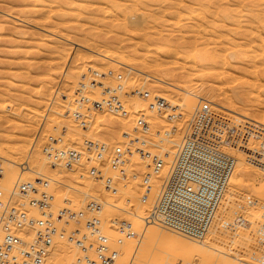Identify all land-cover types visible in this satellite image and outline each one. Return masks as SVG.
Here are the masks:
<instances>
[{
  "label": "rangeland",
  "instance_id": "374dc122",
  "mask_svg": "<svg viewBox=\"0 0 264 264\" xmlns=\"http://www.w3.org/2000/svg\"><path fill=\"white\" fill-rule=\"evenodd\" d=\"M4 1L6 2L5 4H3ZM46 1L47 5L41 8L42 6L39 2L30 3L29 0H0V102H2V105L4 103V105H6L7 107L3 110V113L0 112V116L2 117L0 119V146L4 148V150H6L5 148H7L8 151V148L12 143L13 144L11 145V147L14 146L15 143V145L18 146L17 144H19L21 141L22 144L25 143L23 145H25V150L27 149L28 151L26 150L27 152L23 154L24 156L18 160V162H22L19 165L21 167L26 165V163H24L23 161H26V159H30L31 153L32 158H35L34 160H40V155L43 156V152L41 150L45 145L48 144L49 136L55 137L63 134L64 143L74 146H81L85 139L97 138L104 141L109 147H111L124 140L122 136L133 129V124L141 111L147 114L151 129L150 133L146 134L145 137L149 138L153 142H156V134L161 130L170 127L171 125H177L179 131L182 130L186 125L187 120L189 119L190 113L197 105L198 100L200 98H204L211 102L212 113L215 121H218L217 123L223 125H219L221 129L224 128V125L226 124L234 125L236 127L234 148H231L229 152L233 154L236 159L238 157L247 158L248 174L245 176L246 184L243 187L244 189L240 187L239 190H237V194H235V192L232 190V186H234V183L237 179H232L231 177L229 178L228 185L223 191L227 193L225 195V201L224 203H219V205L217 206L213 220L206 233H204L206 237H203L204 235L202 236L203 240L206 238V240L204 241L205 247L203 245L204 248H202V244L199 246L200 243L197 244L194 240H192V237H190V239L188 237L189 242L190 240H192L194 241L195 245L193 246V243L190 242V244L187 245L186 248L183 245V248H181L180 245H175L172 239L173 237L185 234L164 228L162 230L163 232L160 235H154L148 240L144 239L141 241L142 243L140 249L137 253H135V258L138 259H134L132 264H172L171 261L173 255L171 253L176 252V247L177 250L181 249L182 251L180 250V252L178 250L180 255H178V253L176 254V263L173 262V264H211L213 261L214 262L212 264H264V166L262 164L256 163V161H259V158H256V156L259 155L256 147V134L263 135L264 133V129L257 125L261 122L260 125L264 127V125L262 124V120L264 118V50L262 51V49H264V34L262 35V33H264V0H182L183 2H181V0H107V2L106 0H74V2L73 0ZM50 1L53 2H51V5L49 4ZM232 2H234L233 6ZM93 3L97 5H93ZM19 4L20 6L18 7ZM128 4L129 7H127ZM213 4H215L216 6H213ZM35 6H37L38 8L36 9ZM55 7V11L52 12V10H54L53 8ZM62 7L65 9V11L64 9H62ZM49 8L55 20H53V18L52 20L51 18H47V20L46 17L45 19L38 17V15L43 12H48L50 14ZM109 8H111V12ZM74 9L76 12L74 11ZM213 9L215 11H213ZM94 10L96 11L95 15ZM100 10H103V13L102 11L100 12ZM57 11L61 13L62 16H59V14H55V12ZM81 11L83 12V16L81 15ZM206 11L208 12V14L206 13ZM78 12H80V14H78ZM186 12L189 13L186 14ZM75 13L76 16H74ZM124 14L126 17L124 16ZM16 15L19 16L17 17ZM102 17H104L105 19ZM123 17H125V23L123 22ZM129 17L130 20L128 19ZM114 18H116V21L114 20ZM194 19L195 21L193 22ZM60 21L65 23V25ZM200 21L202 22L201 24ZM86 22L87 24H85ZM188 22L189 24H191V26H189ZM52 24L54 25L52 26ZM104 24L107 26H104ZM224 24H226L227 26H224ZM184 25H187L189 27L187 28ZM201 27H203V30H201ZM236 27L237 29H235ZM240 27L246 29V33L245 31H242V28ZM248 27L249 31H252L251 34L248 31ZM43 28L45 29L43 30ZM258 28H260V30H258ZM46 29L50 31H47ZM19 32L21 34H18ZM105 32L106 34H104ZM88 33H91L90 36L92 37H90ZM10 35L11 37H9ZM256 35L258 36V38L256 37ZM22 37L25 39H23ZM217 37H219V39H216ZM89 38H92L91 41H89ZM166 39L171 48V51L169 49V51L166 53L158 52V46L166 43ZM242 39L244 40V43ZM144 40L146 42H144ZM220 40L221 42L225 43L224 47H222L223 44H219ZM231 40H237V42H233ZM258 40L261 44L258 42ZM254 43L257 48H255V45L253 46ZM100 44L101 46L99 49ZM110 45H114L113 50L118 52H116V54L118 55V59L115 58L114 51L108 49ZM138 45H140V47ZM144 45L145 47L143 48ZM234 45L235 49H232V47L234 48ZM257 45H260V47H258ZM149 48L151 50H149ZM252 48L255 52H253ZM109 51L112 52L111 56L113 59L119 60V57L120 59L125 58L126 63L106 61V63L101 64L102 61H105V59L101 58L107 52L109 53ZM218 51H221L219 52L220 54L218 53ZM146 52H148V54ZM150 52L152 56L149 55ZM176 52H179L180 54ZM231 52L234 54V56L232 54V56L230 57ZM96 53H98V55ZM88 57L92 60L90 67H88V69L86 70H81L78 64L80 63L79 65H81V63ZM221 57H224V60H222ZM129 58H131V60H129ZM132 58H137V61L132 60ZM257 58H259V61ZM148 60L149 62H147ZM251 60L252 62H250ZM76 62L78 63L77 65ZM132 63H134L133 65L137 67V70L135 72H128L129 65H131ZM94 64L96 65V69ZM150 64L152 66H150ZM55 66L57 68L59 67V69H57ZM154 66L156 67L154 68ZM252 66L253 69L255 66L254 71L256 70V74L254 73ZM246 68H249V70H246ZM93 69L99 72L101 71L102 73H106L105 78H98L100 81L102 80L101 82H104L105 85H115L117 83H121V85H123V88L127 89V91L122 90L120 95V99L123 102V108L120 110V112L127 111V113L125 115H122L120 112L116 114L117 112L111 111L109 109L103 111L90 110L91 112H87V114L89 115V121L87 122L88 125H86L87 127H82L78 125L77 122L71 117L70 111L73 109V106L75 107V100H73L75 99V95L83 89L77 83H71V85L73 84V89L70 88L71 85L69 84L70 82L68 83V81L66 80L65 72L67 70H71L73 71L74 75L80 74L81 77L82 75H87V81H89V78L92 77L90 70ZM116 71L117 75H115ZM261 71L262 74H260ZM108 72H110V74H108ZM221 72H223V75L221 74ZM230 73H232V76L235 74V77L229 76L231 75ZM150 74H152L153 77L151 75L150 78ZM159 75L164 78V81L166 80L165 82H168L170 84L164 83L162 85L160 81L155 79V77L158 78ZM241 75L243 76V78L241 77ZM256 75L258 76L260 83L259 81H255L258 79ZM246 77H248V82ZM159 78L162 79L161 77ZM183 78H186L188 81V90L195 92L196 94H191L188 90L185 91L180 89L182 87L180 86L181 83H184L182 82ZM231 78L233 79L232 81ZM229 79L231 82L229 81ZM249 79H251V81ZM75 80L79 81V79ZM169 80L174 82H169ZM253 83L254 85L252 86ZM182 85L185 86L184 84ZM90 86L91 88H87L89 92L88 95L92 93L89 97L91 98L90 100L94 101V98L96 100V96L100 98L102 89L100 87L98 88V86H94L95 88L92 89L91 84ZM64 87H67L70 90V93H73L70 94V96L72 95L71 97L69 96L67 97V99L64 98L65 100L60 99L61 97L59 98L58 96H56V89ZM136 89L140 92L148 91L150 97H143L141 93L139 94V92H135ZM84 90L86 89L84 88ZM93 90L95 93L92 92ZM88 92H84V94L87 95ZM256 92L259 93L260 96ZM155 94H158L159 97H161L160 95H162V98L165 99V101L168 103V106H179V113L181 114V116L175 122L168 124V121L165 119L163 113H158L154 109H151L149 107L147 103L150 101V99H152L151 96L153 97ZM184 94L186 95V97H188H185V99L190 101V103L189 101L187 102L189 105L183 99V96H185ZM81 96L85 97L83 94ZM135 99L137 101H134ZM230 99L233 103L235 101L236 104L234 103V105L232 104V102H229ZM50 101H55V103H53L54 110L48 109L50 103H52ZM183 101H185V103ZM185 104L188 105V107H186ZM183 106L188 108V111ZM33 108L34 110L37 108V116L33 115L31 113L32 111H29L33 110ZM23 109L25 110V112ZM46 116L47 118H45ZM94 116L96 117L95 120L94 118H91ZM109 116L111 117L110 120H114L109 122ZM117 116L119 118H117ZM90 119H93L92 121L94 122L90 121ZM180 120L182 122H180ZM221 120L225 121L222 122ZM123 122L125 124H123ZM27 123L30 124V127L29 125L27 127ZM79 128L80 131L84 130V132H81V134L77 133V130H79ZM39 129L42 132L41 134L40 131H37ZM68 130L70 131L69 134L67 132ZM71 131H73V133ZM260 132L261 134H259ZM45 133L48 134V136ZM45 135L47 136V138L45 137ZM178 135L179 133L178 131H176V134L174 135L175 137L173 139L174 141L176 140ZM42 137H45L46 139H43ZM23 138L26 140V142ZM251 141L254 144L253 146H251ZM168 144L169 148H171L172 145L170 144L172 143L168 142ZM164 146L166 147V143L164 144ZM37 150L38 153H36ZM149 150L152 154H154V156H156L155 153L159 154L161 152H164V150H160L158 146L152 143L149 145ZM152 154L149 156L150 158L147 157L149 166L153 160V158L151 157L153 156ZM139 158L140 156L138 154L130 153L127 157L126 165L124 168L126 172L122 175L116 173L115 171L106 169V174H108V172L109 174H111L110 176L112 177L114 186L117 188L116 193H111L108 190V192L104 191V187V189H102L103 191L95 190V193V191H93V187L91 190L87 189L91 187L90 183L88 185L86 184V189L89 191L85 189L87 192L81 191L78 193L72 191L65 185L68 181L65 182L61 178H56L59 183H53V186L51 187V191L53 192L54 196L51 210L53 211V213H56L63 207H71L75 210L83 208L88 199L84 194L91 192L90 194L96 195V197H100L101 194L105 196H107V194H114L112 198L114 201H116L117 205L119 204L125 206V208H130L131 210L135 211L136 209H133L131 207L136 204V199L132 200L130 203H127V201L124 200L122 193L125 191H130L131 193H134L136 195H141L140 180L144 173L139 172L136 169L138 167L136 166V162H138L137 160ZM240 159L241 160H239V162L242 165L245 160H243L242 158ZM29 161L30 163L32 162L31 160ZM5 162L6 161H3V164H5ZM85 162L86 161H82L80 165H76L73 168H70V171L69 169H67L70 172L69 174H71V172H73L72 174L78 173L80 179L78 178L79 181L77 180V183H83V181H81L82 179L85 183H92V178L90 179V177L86 175L87 163ZM34 163L36 164H33V167L35 170H37L39 168L40 162L35 161ZM46 165L47 169H42V171L47 174L50 170L48 160L46 161ZM19 166H16L17 168L15 167L16 169L13 173L16 177L20 174ZM54 167L56 166H51V168ZM61 169L65 170L63 168ZM234 172H237L236 167H234L233 173ZM133 174L135 176H133ZM31 176L34 177V180L36 179L35 174L30 175L29 179H32ZM26 177H29V174H26ZM7 178L8 176H6V178H3L4 180L1 179L0 185L8 184L7 182L9 179ZM94 180L93 182H98V179L94 178ZM103 185L104 184H102V186ZM254 193L258 194L255 195ZM258 197L260 198L258 199ZM246 199H249V203L246 201ZM82 201L85 204H83ZM119 201L120 203H118ZM128 204H130L131 207H127ZM149 212L150 209L147 214ZM98 216L101 219L103 232L108 235H112V233H114L112 225L110 224L111 219L114 217H117L120 220L122 219L129 221L133 226V219H131L132 215L130 216L120 209L103 208L101 206ZM70 224L71 226L69 227ZM65 227H67L68 230H66ZM154 227L157 226L154 225ZM60 228L62 229V231L66 230L67 232L75 229H80L81 231H83L84 220L80 219L77 221H68L67 225H62ZM139 231L142 232L141 230ZM185 238V240H187V236ZM133 242L127 241L125 243L128 251H130L128 256L125 255V252H123L125 244L121 247L118 264H129V258L132 256L133 252V245L136 246L137 244H134ZM172 242L175 245H173V248H171ZM207 242L208 246H210L212 249H210L209 247L207 249ZM129 243L133 245H127ZM190 246H192L191 249L188 248ZM188 249L190 250L189 252ZM199 249L203 253L205 252V254H202ZM214 250H216V254L214 253ZM250 250L253 251L251 252ZM185 251L186 254L183 253ZM195 251H197L196 254L198 257L202 255L201 258H203L204 256V258L207 259L208 255L206 254L210 253L211 256L213 255V258L209 256V261L207 260V262L203 263V260H201V258L199 260V258L195 255H193L192 258L190 257V254H195L193 253ZM74 254L75 249L71 252V255L67 257L65 261H67V259H69L68 261H72ZM222 257L226 260H224ZM176 259L179 260L177 261ZM197 260H199L198 263H196ZM210 260L212 262H210Z\"/></svg>",
  "mask_w": 264,
  "mask_h": 264
},
{
  "label": "built area",
  "instance_id": "2783aa9c",
  "mask_svg": "<svg viewBox=\"0 0 264 264\" xmlns=\"http://www.w3.org/2000/svg\"><path fill=\"white\" fill-rule=\"evenodd\" d=\"M105 77L106 73H92L88 82L102 89L96 101L75 99L70 115L78 125H87L90 110L109 109L119 113L123 108L121 83L105 85L98 80ZM87 86L80 85L82 89ZM135 92L140 91L136 89ZM141 95L150 97L148 91H141ZM211 106L210 101L200 98L184 128L179 131L176 125H171L156 134V142L145 137L151 129L147 114L141 111L133 129L122 136L124 140L111 147L97 138L85 139L81 146L69 145L59 135L49 136L42 152L49 166L63 169L86 161V175L102 177L104 188L116 193L117 188L106 169L122 175L126 172L124 168L130 153L149 157V145L158 146L164 152L152 154L149 170L140 180L141 199L150 203V212L143 218V224H157L198 238L210 226L236 163V158L229 152L234 148L236 127L226 124L221 129ZM149 107L163 113L170 123L181 116L179 106H168L158 95L152 97ZM120 113L125 115L127 111ZM258 125L264 129L260 123ZM176 131L179 135L174 141ZM256 139L259 161H255L264 166V133L256 134ZM168 142L172 146L165 150L164 144ZM56 182L54 178L41 175L6 190L0 186V264H49L50 251L57 240H63L75 249L70 264H118L121 247L127 241L140 240L132 224L114 217L110 222L114 233H104L98 216L102 205L93 195L87 197L83 208L63 207L53 213L51 187ZM80 219L84 220L83 231L61 230L68 221Z\"/></svg>",
  "mask_w": 264,
  "mask_h": 264
},
{
  "label": "bare ground",
  "instance_id": "6f19581e",
  "mask_svg": "<svg viewBox=\"0 0 264 264\" xmlns=\"http://www.w3.org/2000/svg\"><path fill=\"white\" fill-rule=\"evenodd\" d=\"M68 1V0H67ZM77 1V0H76ZM89 1V0H88ZM112 1V0H111ZM117 1V0H116ZM132 1V0H131ZM137 1V0H136ZM234 1V0H233ZM29 2L30 3H36V2H39L40 4H41V8H43V6L45 7V5H47V1L46 0H29ZM51 2L52 1H50V5H51ZM73 2H74V0H73ZM106 2H107V0H106ZM122 2V1H121ZM179 2V1H178ZM181 2H183L182 0H181ZM6 2L4 1V3L3 4H5ZM53 3V2H52ZM100 3V2H99ZM123 3H124V1H123ZM131 3V2H130ZM134 3V2H133ZM184 3H186V2H184ZM216 3H218V2H216ZM228 3V2H227ZM48 4V5H49ZM56 4V3H55ZM54 4V5H55ZM70 4V3H69ZM85 4V3H84ZM233 4H234V2H232V6H233ZM236 4H237V2H236ZM252 4V3H251ZM7 5V4H6ZM92 5V4H91ZM93 5H95L94 3H93ZM97 5V4H96ZM95 5V6H96ZM105 5V4H104ZM104 5H103V7H104ZM188 5H189V2H188ZM192 5V4H191ZM240 5V4H239ZM13 6V5H12ZM16 6H17V4H16ZM20 6V4L18 5V7ZM24 6H25V4H24ZM39 6V5H38ZM193 6V5H192ZM213 6H216L215 4H213ZM21 7H22V5H21ZM36 7V9L38 8L37 6H35ZM52 7V6H51ZM98 7V6H97ZM99 7H100V5H99ZM127 7H129V4H128V6ZM237 7H240V6H237ZM261 7H262V5H261ZM95 8V7H94ZM106 8V7H105ZM178 8V7H177ZM226 8H227V6H226ZM54 10H52V12L53 11H55V9H56V7L55 8H53ZM62 9H64L63 7H62ZM61 9V10H62ZM98 9V8H97ZM101 9V8H100ZM108 9V8H107ZM158 9H159V7H158ZM188 9H189V7H188ZM214 9H215V7H214ZM213 9V11H215ZM58 10H59V6H58ZM68 10V9H67ZM66 10V11H67ZM92 10V9H91ZM99 10V9H98ZM109 10H110V12H111V8H109ZM162 10V9H161ZM242 10H244V9H242ZM34 11H35V9H34ZM45 11V10H44ZM64 11H65V9H64ZM74 11H75V9H74ZM77 11H78V9H77ZM93 11V10H92ZM95 11V10H94ZM102 11V13H103V10H100V12ZM123 11V10H122ZM43 12V11H42ZM49 12H50V14L48 13V12H43V13H41V14H39L38 15V17H40V18H44L45 19V17H46V19L47 18H51V20H52V18L54 17L53 15H52V13H51V11H50V8H49ZM76 12V11H75ZM109 12V11H108ZM113 12V11H112ZM120 12H121V10H120ZM179 12V11H178ZM234 12V11H233ZM251 12V11H250ZM261 12H263V11H261ZM82 11H81V15H82ZM101 13V14H102ZM107 13V12H106ZM106 13H105V15H106ZM182 13H185V12H182ZM189 13V12H188ZM187 12H186V14H188ZM206 13L208 14V12L206 11ZM5 14V13H4ZM10 14V13H9ZM35 14V13H34ZM55 14H59V16H62V14L61 13H59L58 11L57 12H55ZM78 14H80V12H78ZM85 14V13H84ZM96 14V11L94 12V15ZM108 14V13H107ZM202 14H204V13H202ZM214 14V13H213ZM7 15V14H6ZM36 15V14H35ZM74 15V14H73ZM93 15V16H94ZM111 15V14H110ZM109 15V16H110ZM115 15V14H114ZM17 16V15H16ZM19 16V15H18ZM17 16V17H18ZM74 16H76V13H75V15ZM83 16V15H82ZM124 16H125V14H124ZM202 16V15H201ZM16 17V18H17ZM97 17V16H96ZM107 17H108V15H107ZM126 17V16H125ZM125 17H123V22L125 21L124 19H125ZM133 17V16H132ZM205 17V16H204ZM207 17V16H206ZM22 18V17H21ZM21 18H19V19H21ZM98 18V17H97ZM102 18H104V17H102ZM101 18V19H102ZM164 18V17H163ZM23 19H24V17H23ZM36 19V18H35ZM105 19V18H104ZM121 19V18H120ZM129 20H130V17L128 18ZM127 19V20H128ZM135 19V18H134ZM14 20V19H13ZM38 20H40V19H38ZM48 20V19H47ZM53 20H55L54 18H53ZM73 20V19H72ZM91 20V19H90ZM95 20H96V18H95ZM106 20H108V19H106ZM110 20H112V19H110ZM114 20L116 21V18H114ZM126 20V21H127ZM132 20V19H131ZM204 20V19H203ZM207 20V19H206ZM77 21V20H76ZM117 21H118V17H117ZM136 21V20H135ZM191 21V20H190ZM195 21V19L193 20V22ZM202 21V20H201ZM200 21V24L202 23ZM241 21V20H240ZM43 22H44V20H43ZM60 22H62V21H60ZM68 22H69V20H68ZM67 22V23H68ZM83 22V21H82ZM109 22V21H108ZM196 22H197V20H196ZM2 23V22H1ZM63 23V22H62ZM72 23V22H71ZM125 23V22H124ZM180 23V22H179ZM5 24V23H4ZM42 24V23H41ZM64 25H65V23H63ZM85 24H87V22L85 23ZM90 24V23H89ZM130 24H131V22H130ZM188 24H189V22H188ZM187 24V25H188ZM256 24H257V22H256ZM11 25H12V22H11ZM54 24H52V26H53ZM101 25V24H100ZM167 25H169V24H167ZM187 25H184L185 27H189V26H191V24H189V26H187ZM203 25V24H202ZM226 24H224V26H225ZM59 26V25H58ZM97 26V25H96ZM104 26H107V25H105L104 24ZM199 26V25H198ZM227 26V25H226ZM233 26V25H232ZM234 26H236V25H234ZM248 26H249V24H248ZM69 27V26H68ZM126 27H127V25H126ZM195 27V26H194ZM251 27V26H250ZM103 28V27H102ZM184 28V27H183ZM227 28V27H226ZM229 28H230V26H229ZM240 28H242V31H245L246 29H244L243 27H240ZM253 28V27H252ZM45 28H43V30H44ZM56 29H57V27H56ZM56 29H55V31H56ZM99 29V28H98ZM97 29V30H98ZM167 29V28H166ZM173 29V28H172ZM225 29V28H224ZM235 29H237V27L235 28ZM234 29V30H235ZM255 29V28H254ZM20 30V29H19ZM47 30V29H46ZM71 30V29H70ZM73 30V29H72ZM169 30V29H168ZM201 30H203V27H201ZM253 30V29H252ZM258 30H260V28H258ZM47 31H50V30H47ZM101 31H102V29H101ZM131 31H132V29H131ZM248 31H249V27H248ZM66 32V31H65ZM119 32V31H118ZM198 32V31H197ZM250 32V31H249ZM252 32V31H251ZM251 32H250V34H251ZM51 33V32H50ZM56 33H57V31H56ZM171 33V32H170ZM245 33H246V31H245ZM248 33V32H247ZM255 33H256V30H255ZM3 34H4V32H3ZM15 34V33H14ZM18 34H21L20 32L18 33ZM23 34V33H22ZM91 34V33H90ZM90 34L88 33V35L90 36ZM104 34H106V32L104 33ZM242 34V33H241ZM249 34V33H248ZM254 34V33H253ZM260 34V33H259ZM259 34H257V35H259ZM264 33H262V35H263ZM25 35V34H24ZM27 35V34H26ZM74 35V34H73ZM86 35H87V33H86ZM185 35V34H184ZM216 35V34H215ZM217 35H218V33H217ZM220 35V34H219ZM224 35V34H223ZM222 35V36H223ZM229 35V34H228ZM256 35V37L258 38V36ZM16 36V35H15ZM21 36V35H20ZM23 36V35H22ZM40 36V35H39ZM168 36H169V34H168ZM248 36V35H247ZM9 37H11V35L9 36ZM8 37V38H9ZM48 37V36H47ZM51 37V36H50ZM70 37V36H69ZM68 37V38H69ZM79 37V36H78ZM82 37V36H81ZM90 37H92V36H90ZM14 38V37H13ZM15 38H17V37H15ZM23 38V37H22ZM85 38H86V36H85ZM129 38V37H128ZM127 38V39H128ZM19 39V38H18ZM23 39H25V38H23ZM32 39V38H31ZM92 39V38H91ZM91 39L89 38V41H91ZM216 39H219V37H217ZM234 39V38H233ZM260 39H261V35H260ZM66 40V39H65ZM95 40V39H94ZM78 41H79V39H78ZM224 41V40H223ZM231 41H233V40H231ZM230 41V42H231ZM234 41H236L237 42V40H234ZM233 41V42H234ZM240 41V40H239ZM242 41H243V43H244V40L242 39ZM246 41V40H245ZM255 41H256V39H255ZM263 41H264V39H263ZM94 42V41H93ZM92 42V43H93ZM118 42V41H117ZM144 42H146L145 40H144ZM258 42H259V40H258ZM261 42H262V40H261ZM260 43V42H259ZM220 45L221 44H223L222 45V47H224V42H221V40H220V43H219ZM241 44H242V42H241ZM246 44V43H245ZM257 44V43H256ZM261 44V43H260ZM82 45V44H81ZM88 45V44H87ZM93 45V44H92ZM98 45V44H97ZM104 45V44H103ZM102 45V46H103ZM130 45H131V43H130ZM145 45H146V43H145ZM145 45L143 46V48L145 47ZM255 45V43L253 44V46ZM100 46H101V44L99 45V49H100ZM139 47H140V45H138ZM152 46V45H151ZM229 46V45H228ZM233 46V45H232ZM241 46V45H240ZM244 46V45H243ZM248 46V45H247ZM258 46V45H257ZM263 46V45H262ZM261 46V47H262ZM17 47V46H16ZM94 47H96V46H94ZM147 47V46H146ZM148 47H149V44H148ZM230 47H231V45H230ZM229 47V48H230ZM245 47H246V45H245ZM250 47H252V46H250ZM258 47H260V45L258 46ZM14 48V47H13ZM85 48V47H84ZM91 48V47H90ZM104 48H106V47H104ZM132 48V47H131ZM220 48V47H219ZM255 48H257L256 47V45H255ZM9 49V48H8ZM38 49V48H37ZM87 49V48H86ZM94 49V48H93ZM109 50H113L114 49V45H110L109 46V48H108ZM169 49H170V51H171V48H170V46H169V44L167 43V39H166V43H164V44H161L160 46H158V48H157V51L158 52H160V53H166V52H168L169 51ZM174 49V48H173ZM223 49V48H222ZM232 49H235V45H234V48L232 47ZM248 49H249V47H248ZM253 49V48H252ZM117 50H118V48H117ZM149 50H151L150 48H149ZM186 50V49H185ZM224 50V49H223ZM240 50V49H239ZM259 50H260V48H259ZM264 49H262V51H263ZM65 51V50H64ZM111 51H109V53L107 52L105 55H103V57L101 58V59H105V61H102L101 62V64H104V63H106V61H115V62H119V63H126L125 61V58H121L120 59V57H119V60H117L118 59V55L116 54V52L117 51H114V55H115V58H117V59H113L112 58V56H111ZM127 51V50H126ZM138 51V50H137ZM153 51V50H152ZM250 51H252V50H250ZM249 51V52H250ZM120 52V51H119ZM219 52H221V51H218V53ZM247 52V51H246ZM253 52H255L254 51V49H253ZM256 52H258V51H256ZM49 53V52H48ZM118 53V52H117ZM147 54H148V52H146ZM175 53V52H174ZM176 53H179V52H176ZM209 53H210V51H209ZM97 55H98V53H96ZM102 54V53H101ZM121 54V53H120ZM154 54H156V53H154ZM180 54V53H179ZM220 54V53H219ZM218 54V55H219ZM232 52H231V55H230V57L232 56ZM261 54V53H260ZM55 55V54H54ZM116 55H117V57H116ZM149 55H151L152 56V54H151V52H150V54ZM226 55V54H225ZM243 55H244V53H243ZM67 56H68V53H67ZM125 56V55H124ZM176 56H177V54H176ZM179 56V55H178ZM233 56H234V54H233ZM254 57V56H253ZM158 58V57H157ZM222 58V57H221ZM233 58V57H232ZM251 58V57H250ZM126 59H127V57H126ZM137 58H132V60H136ZM160 59H161V57H160ZM208 59V58H207ZM258 59V61H259V58H257ZM52 60H53V58H52ZM76 60V59H75ZM129 60H131V58H129ZM205 60V59H204ZM222 60H224V57L222 58ZM231 60H233V59H231ZM50 61V60H49ZM54 61H55V59H54ZM137 61V60H136ZM171 61V60H170ZM201 61V60H200ZM255 61H256V59H255ZM78 62V61H77ZM76 62V65L78 64ZM91 62H92V60H91V58H87L85 61H83L82 63H81V65H79L78 64V66H80V68H81V70L83 69V70H86V69H88V67H90V64H91ZM147 62H149V60L147 61ZM151 62V61H150ZM225 62V61H224ZM230 62V61H229ZM250 62H252V60L250 61ZM146 63V62H145ZM180 63V62H179ZM183 63V62H182ZM226 63V62H225ZM260 63H261V61H260ZM49 64V63H48ZM68 64V63H67ZM66 64V65H67ZM134 63H132L131 65H129V68H128V72L130 71V72H135L136 70H137V67H135L134 65H133ZM240 64V63H239ZM264 64V63H263ZM95 65V64H94ZM93 65V66H94ZM148 65V64H147ZM184 65V64H183ZM244 65V64H243ZM57 66V65H56ZM55 66V67H56ZM62 66V65H61ZM78 66H77V69H78ZM128 66V65H127ZM150 66H152L151 64H150ZM157 66H158V63H157ZM160 66V65H159ZM188 66V65H187ZM233 66H234V64H233ZM264 66V65H263ZM99 67V66H98ZM156 66H154V68H155ZM21 68V67H20ZM57 68V67H56ZM70 68V67H69ZM149 68V67H148ZM236 68V67H235ZM258 68V67H257ZM11 69H12V67H11ZM57 69H59V67L57 68ZM76 69V70H77ZM95 69H96V65H95ZM95 69H93V70H90V72H91V75H92V73H102L101 71L99 72V71H97V70H95ZM105 69V68H104ZM252 69H253V66H252ZM254 69H255V66H254ZM254 69H253V71H254ZM246 70H249V68H246ZM10 71V70H9ZM28 71V70H27ZM78 71V70H77ZM80 71V70H79ZM88 71V70H87ZM207 71V70H206ZM223 71V70H222ZM228 71V70H227ZM256 71V70H255ZM255 71H254V73H255ZM263 71H264V68H263ZM25 72V71H24ZM30 72V71H29ZM84 72V71H83ZM111 72V71H110ZM110 72H108V73H110ZM204 72H205V70H204ZM229 72V71H228ZM242 72V71H241ZM66 73V80L68 81V83L71 85V83H77L79 86L80 85H83V84H88V87L87 88H91V86H90V83H88L89 81H87V78H88V76L87 75H82V77L80 76V74H78V75H74L73 74V71H66L65 72ZM86 73H88V72H86ZM85 73V74H86ZM126 73V72H125ZM223 72H221V74H222ZM253 73V74H254ZM130 74V73H129ZM219 74H220V72H219ZM218 74V75H219ZM231 75H229V76H232V73H230ZM242 74V73H241ZM256 74V73H255ZM260 74H262V71H261V73ZM48 75V74H47ZM49 75H50V73H49ZM48 75V76H49ZM108 75V74H107ZM115 75H117V71H116V74ZM151 75L152 74H150V78H151ZM223 75V74H222ZM235 75V74H234ZM232 76V77H235V76ZM251 75H252V73H251ZM87 76V77H86ZM114 76V75H113ZM154 76H157V75H154ZM257 76V75H256ZM54 77V76H53ZM152 77H153V75H152ZM159 77H161L162 78V76H160L159 75ZM156 78L155 77V79H157L158 81H160V83H162V85L165 83V84H170V83H168V82H165L163 79L164 78H162V79H160V78ZM241 77L243 78V76L241 75ZM240 77V78H241ZM248 77H249V75H248ZM248 77H246L247 78V82H248ZM245 78V77H244ZM257 78H258V76H257ZM75 79H79V81L78 80H75ZM132 79V78H131ZM153 79V78H152ZM154 79V80H155ZM255 79H256V77H255ZM86 80V81H85ZM89 80H91L90 78H89ZM99 80V79H98ZM122 80V79H121ZM134 80V79H133ZM233 79L231 78V81H232ZM250 81H251V79H249ZM44 81H45V79H44ZM77 81V82H76ZM102 81V80H101ZM118 81V80H117ZM135 81H136V79H135ZM140 81V80H139ZM156 81V80H155ZM162 81V82H161ZM168 81V80H167ZM186 81V82H185ZM227 81V80H226ZM229 81H230V79H229ZM230 81V82H231ZM235 81H237V80H235ZM255 81H259V78L257 79V80H255ZM108 82V81H107ZM112 82H114V81H112ZM169 82H174V81H170L169 80ZM175 82H177V81H175ZM182 82H184V83H181V82H179V83H181V85L180 86H182L180 89L181 90H185V91H187L188 90V87L189 86H187L188 84V81H187V79L185 78H183L182 79ZM104 83V82H103ZM114 83H116V82H114ZM113 83V84H114ZM159 83V84H160ZM201 83V82H200ZM251 83V82H250ZM259 83H260V81H259ZM262 83V82H261ZM158 84V85H159ZM182 84H184L185 86H183ZM73 85V84H72ZM72 85L70 86V88H72ZM76 85V84H75ZM92 85V84H91ZM138 85V84H137ZM179 85V84H178ZM210 85H211V83H210ZM224 85V84H223ZM247 85H250V84H247ZM254 85V83L252 84V86ZM261 85V84H260ZM52 86V85H51ZM50 86V87H51ZM60 86V85H59ZM65 86H66V84H65ZM95 85H92V89L93 88H95L94 87ZM255 86H256V84H255ZM263 86V85H262ZM68 87V86H67ZM67 87H64V88H57L56 89V96H58L60 99H67V97H69L70 96V94H73V93H70V90L67 88ZM74 87V86H73ZM203 87V86H202ZM87 88H85L86 90H82V91H80L79 93H77L76 95H75V99H83V98H89L90 97V95L92 94H90V95H88L89 94V92H88V89ZM99 88V87H98ZM248 88V87H247ZM258 88H259V84H258ZM55 89V88H54ZM73 89V88H72ZM121 90H124V91H127V89H125V88H123V85H121V88H120ZM44 90H45V87H44ZM51 90V89H50ZM97 90V89H96ZM222 90V89H221ZM235 90V89H234ZM40 91H41V89H40ZM189 91V90H188ZM73 92V91H72ZM84 92H88L87 93V95H85L84 94ZM93 93H95L94 92V90L92 91ZM191 94H196L195 92H192V91H189ZM233 92V91H232ZM252 92V91H251ZM251 92H249V93H251ZM38 93H39V90H38ZM141 92H139V94H140ZM187 93V92H186ZM217 93H218V91H217ZM237 93V92H236ZM253 93V92H252ZM257 93V92H256ZM84 95L85 97H82L81 95ZM133 94H134V92H133ZM139 94H136V95H139ZM258 95H259V93H257ZM94 95V94H93ZM156 95V94H155ZM158 95V94H157ZM164 95V94H163ZM185 95V94H184ZM247 95H248V93H247ZM72 96V95H71ZM70 96V97H71ZM95 96V95H94ZM130 96V95H129ZM161 97H162V95H160ZM183 96V95H182ZM257 96V95H256ZM260 96V95H259ZM55 97V96H54ZM97 98H98V96H96ZM134 97H135V95H134ZM137 97V96H136ZM142 97V96H141ZM185 97H186V95L185 96H183V99L186 101V103L189 101V100H187V99H185ZM92 98H93V96H92ZM97 98H96V100H97ZM123 98H124V96H123ZM140 98V97H139ZM151 98H152V96H151ZM165 98V97H164ZM168 98V97H167ZM186 98H188V97H186ZM231 98V97H230ZM64 99V100H65ZM75 99H73V100H75ZM89 99H91V98H89ZM144 99V98H143ZM228 99H229V97H228ZM72 100V99H71ZM95 100V98H94V101H96ZM151 100L152 99H150V101L147 103L148 105H149V103L151 102ZM218 100V99H217ZM134 101H137L136 99L134 100ZM173 101V100H172ZM171 101V102H172ZM185 101H183L184 103H185ZM228 101V100H227ZM249 101H251V100H249ZM253 101V100H252ZM260 101V100H259ZM4 102V101H3ZM50 102H52V103H50V105H49V107H48V109H50V110H54V108H53V103H55V101H50ZM57 102H59V101H57ZM65 102V101H64ZM63 102V103H64ZM146 102V101H145ZM182 102V103H183ZM229 102H232V100L230 99L229 100ZM137 103V102H136ZM175 103V102H174ZM189 103H190V101H189ZM216 103V102H215ZM234 103L236 104V102L234 101ZM233 102H232V104H234ZM142 104V103H141ZM143 104H145V103H143ZM188 104V103H187ZM234 104V105H235ZM61 105V104H60ZM60 105H59V108H60ZM147 105V106H148ZM181 105V104H180ZM182 105H184V104H182ZM189 105V104H188ZM188 105H186L185 104V106L186 107H188ZM185 106H183V107H185ZM225 106V105H224ZM230 106H232V105H230ZM31 107V106H30ZM185 107V109H187V111H188V108H186ZM226 107V106H225ZM7 107H6V105H4V103H3V105H2V102H0V112H2L3 113V110L4 109H6ZM73 108H74V106H73ZM182 108V107H181ZM20 109H22V108H20ZM28 109V108H27ZM26 109V110H27ZM37 109V108H36ZM36 109L34 110V108H33V110H29V111H32L31 113L33 114V115H36L37 116V114H38V110L36 111ZM180 109V108H179ZM183 109V108H182ZM24 110V109H23ZM56 110H57V108H56ZM230 110V109H229ZM15 111V110H14ZM248 111V110H247ZM5 112V111H4ZM12 112V111H11ZM16 112V111H15ZM21 112V111H20ZM24 112H25V110H24ZM63 112H64V110H63ZM63 112H62V115H63ZM91 112V111H90ZM96 112V111H95ZM181 112H182V110H181ZM6 113V112H5ZM30 113V112H29ZM61 113V112H60ZM111 113V112H110ZM32 114H31V116H32ZM40 114V113H39ZM43 114V113H42ZM95 114H97V113H95ZM116 114H118V113H116ZM115 114V115H116ZM240 114H241V112H240ZM1 115V114H0ZM90 115H91V113H90ZM114 115V114H113ZM112 115V116H113ZM183 115H184V113H183ZM238 115V114H237ZM50 116V115H49ZM220 116V115H219ZM239 116V115H238ZM241 116H242V114H241ZM54 117V116H53ZM124 117V116H123ZM227 117V116H226ZM2 117L0 116V119H1ZM45 118H47V116L45 117ZM91 118H94V120H95V116L94 117H91ZM101 118V117H100ZM99 118V119H100ZM110 116L108 117V121L110 120ZM115 118H116V116H115ZM117 118H119L118 116H117ZM185 118H187V117H185ZM232 118V117H231ZM8 119V118H7ZM66 119V118H65ZM105 119V118H104ZM103 119V120H104ZM225 119V118H224ZM235 119H236V116H235ZM93 119H90V121H92ZM114 120V119H113ZM113 120H110L109 122H111V121H113ZM125 120V119H124ZM123 120V121H124ZM160 120V119H159ZM48 121V120H47ZM121 121V120H120ZM222 121V120H221ZM225 121V120H224ZM224 121H222V122H224ZM92 122H94V121H92ZM180 122H182L181 120H180ZM220 122V121H219ZM227 122V121H226ZM235 122V121H234ZM260 122V121H259ZM258 122V123H259ZM262 124L264 125V118H263V120H262ZM44 123V122H43ZM119 123V122H118ZM170 122H168V124H169ZM236 123V122H235ZM243 123V122H242ZM254 123V122H253ZM261 123V122H260ZM24 124V123H23ZM39 124V123H38ZM123 124H125L124 122H123ZM176 124V123H175ZM233 124V123H232ZM28 125H29V127H30V124H28L27 123V127H28ZM32 125V124H31ZM67 125V124H66ZM88 125V124H87ZM258 125V124H257ZM19 126H21V125H19ZM69 126V125H68ZM177 126V125H176ZM35 127V126H34ZM37 127H38V125H37ZM66 127V126H65ZM87 127V126H86ZM255 127V126H254ZM258 127V126H257ZM25 128V127H24ZM24 128H22V129H24ZM41 128V127H40ZM69 128V127H68ZM238 128V127H237ZM61 129V128H60ZM59 129V130H60ZM58 130V131H59ZM63 130V129H62ZM256 130V129H255ZM259 130V129H258ZM38 132L40 131V129L39 130H37ZM7 132H10V131H7ZM68 132V134H69V130L67 131ZM72 133H73V131H71ZM81 132H84V130L82 131H80V128H79V130H77V133H80L81 134ZM88 132V131H87ZM253 132V131H252ZM1 133V132H0ZM42 132L40 131V134H41ZM61 133V132H60ZM66 133V132H65ZM39 134V135H40ZM46 134V133H45ZM79 134V135H80ZM87 134V133H86ZM259 134H261V132L259 133ZM23 135V134H22ZM47 136H48V134H46ZM45 135V137L47 138V136ZM62 135V137H63V134H61ZM78 135V134H77ZM72 136V135H71ZM245 136H246V134H245ZM23 137V136H22ZM45 137H42L43 139L45 138ZM91 137V136H90ZM93 137V136H92ZM251 137V136H250ZM24 138H25V135H24ZM23 138V139H24ZM45 138V139H46ZM80 138V137H79ZM253 138V137H252ZM248 139H249V137H248ZM25 140V139H24ZM23 140V141H24ZM253 140V139H252ZM254 140H255V138H254ZM28 141V140H27ZM25 142H26V140H25ZM254 142V141H253ZM15 143V142H14ZM18 143V142H17ZM251 143H252V141H251ZM8 144V143H7ZM13 144V143H12ZM11 144V145H12ZM16 144V143H15ZM14 144V146H12L11 147V145H10V147L8 148V151H7V148H5L6 150H4V148H2L1 146H0V167L2 168V177H1V179H3V178H6V176H8V178L7 179H9L8 180V184H1L0 186H1V188L2 189H9V188H11V187H14L15 185H17L19 182H22V181H30V180H32L34 177L33 176H31L32 177V179H29L30 178V175H32V174H35L36 176V178H38V177H40L41 175H44V176H46V177H49V178H54V179H58V178H61V179H63V181H68V182H66L67 184H65L68 188H70L72 191H75V192H81V191H86L87 189H89V190H91L92 189V187L94 188V190L93 191H99V190H101V191H103L102 189H104L103 187H104V185L102 186V184H104L103 183V178L102 177H98V178H96V179H98L97 181L98 182H93V180H94V178H92V183L91 182H88V183H85L84 182V180L82 179L81 181H83V183H77L76 181L78 180V178L80 179V177H79V175H78V173H76V172H74V173H76V174H72L73 172H71V174H69L70 172V169H69V171L67 170V169H65V170H62L60 167H54V168H51V166H49L50 167V170H49V172L46 174L44 171H42V169H47V165H46V161H47V159H46V156H44V153H43V156H41L40 155V160H34L35 158H32V153H31V155H30V159H26V161H23L24 163H26V165L25 166H19L22 162H18V160L21 158V157H23L24 155V153L25 152H27L26 150H25V145H23V144H25V143H23L22 144V141L19 143V144H17L18 146H16ZM21 144V145H20ZM27 144V143H26ZM39 145V144H38ZM170 145H172V144H170ZM254 144L252 143L251 144V146H253ZM8 146V145H7ZM250 146V147H251ZM39 147V146H38ZM37 147V148H38ZM165 147V146H164ZM167 147V148H166ZM166 147H165V150L167 149V150H170V148H169V144L168 143H166ZM256 147H257V145H256ZM10 148H11V150H10ZM30 150V149H29ZM31 151H32V149H31ZM42 151V150H41ZM162 151H163V149H162ZM30 152V151H29ZM34 153V152H33ZM36 153H38V150L36 151ZM152 154V153H151ZM156 154V153H155ZM36 156V155H35ZM249 156V155H248ZM38 158V157H37ZM150 158V157H149ZM153 158V157H152ZM240 158H244V157H238L236 160V169H237V172H234L232 175H231V178L233 179H237L236 181H235V183H234V186H232L233 187V191L235 192V194H237V190H239V188L241 187V188H243L244 187V185L246 184L245 183V181H246V179H245V176L248 174L247 173V169H248V162H247V158H244L243 160H245V162L241 165V163L239 162V160H241ZM147 157H140L137 161L138 162H136V166H138L136 169L139 171V172H143V173H145V172H147L148 170H149V165H148V162H147ZM29 160H31L32 162L30 163V161ZM3 161H6L5 162V164H3ZM35 161H39L40 162V164H39V168L37 169V170H35L34 169V167H33V164H36V163H34ZM247 162V163H246ZM16 166H19L20 167V174L19 175H17V177L15 176V174H13L14 173V170L17 168ZM16 167V168H15ZM145 170V171H144ZM108 171V170H107ZM250 172V171H249ZM26 174H29V177H26ZM108 174H109V172H108ZM6 175V176H5ZM109 175H111V174H109ZM251 175V174H250ZM25 176V177H24ZM85 176V175H84ZM140 176V175H139ZM81 177H82V174H81ZM83 178H85V177H83ZM0 179V180H1ZM91 179V178H90ZM101 179V180H100ZM4 180V179H3ZM6 180V179H5ZM34 180V179H33ZM79 181V180H78ZM94 181H96V180H94ZM6 182V181H5ZM90 183V185H91V187L90 188H87L86 187V184L88 185ZM89 185V186H90ZM251 185V184H250ZM249 185V186H250ZM87 188V189H86ZM86 189V190H85ZM244 189V188H243ZM246 189V188H245ZM256 189V188H255ZM89 190H87V191H89ZM86 191V192H87ZM96 191H95V193H96ZM104 191H107V190H105L104 189ZM242 191V190H241ZM250 191H254V190H250ZM85 192V193H86ZM108 192V191H107ZM91 193V192H90ZM90 193H86V194H84L85 196H87V197H89L90 195H92V194H90ZM112 193V192H111ZM224 193V194H223ZM222 193V195H221V198H220V200H219V203L221 204V203H224V201H225V195L227 194L226 192H223ZM94 194V193H93ZM105 194V193H104ZM123 195V198H124V200L125 201H127V203H130L132 200H134V199H136V204L133 206V207H131L130 206V204H128L127 205V207L129 206V207H131V208H133V209H136L135 211H137V212H135V211H133V210H131L130 208H125V206H122V205H117L116 204V201H114L113 200V196H114V194H107V196H105V195H100V197L98 196V197H96V195H93L94 197H96L97 199H98V201L101 203V205H102V207L103 208H110V209H120V210H122V211H124V212H126L127 214H129L131 217V219H133V228H134V230L139 234V236H140V240L138 241V242H133V241H131L130 240V242H133L134 244H136V246H134L133 244V252H132V256L129 258V264H132L133 263V261H134V259L136 260V259H138V258H135V253H137L138 252V250L140 249V246H141V241L142 240H148V239H150V237H152V236H154V235H160L163 231V229H164V227H162V226H160V225H157V224H148V225H144V224H142V222H143V218H145L146 216H147V212L149 211V209H150V203L149 202H146V201H143L142 199H141V195H136V194H134V193H131L130 191H125V192H123L122 193ZM255 194V193H254ZM256 194H258V193H256ZM255 194V195H256ZM258 196V195H257ZM257 196H256V198H257ZM253 197V196H252ZM251 197V198H252ZM255 197V196H254ZM122 198V199H123ZM250 198V197H249ZM260 197H258V199H259ZM84 200H86V199H84ZM248 200L249 199H246V201L248 202ZM255 200V199H254ZM245 201V200H244ZM83 202V201H82ZM118 203H120V201L118 202ZM219 203H218V205H219ZM249 203V202H248ZM83 204H85L84 202H83ZM253 204V203H252ZM257 204V203H256ZM259 205V204H258ZM85 206V205H84ZM249 206V205H248ZM138 209V210H137ZM131 223V222H130ZM257 223V222H256ZM65 225H67V224H65ZM144 225V226H143ZM154 225L155 226H157V227H154ZM71 226V224L69 225V227ZM264 226V225H263ZM64 227V226H63ZM151 227H154V228H151ZM66 228V230H68V228L67 227H65ZM62 230V229H61ZM65 230V229H64ZM64 231V232H67V231ZM139 230H141L142 232H140ZM260 235V234H259ZM187 236V235H186ZM185 235H181V236H176V237H173V242H174V244L176 245H180L181 246V248H183V246H185V248H186V246L187 245H189L190 244V242H192L193 243V246L195 245L194 244V241L197 243V244H199V246L202 244V248H204L205 247V243H204V241L206 240V238L203 240L202 239V236L201 237H198V238H192V240H194V241H192V240H190V242H189V239H190V236H187V240H188V242H187V240H185L186 237ZM188 237H189V239H188ZM203 237H206V235H204ZM254 239V238H253ZM209 240V239H208ZM235 241V240H234ZM173 242H172V247L171 248H173ZM191 243V244H192ZM259 243V242H258ZM237 244V243H236ZM255 244V243H254ZM127 245H131L130 243L129 244H127ZM131 245V246H132ZM174 245V246H175ZM183 245V246H182ZM203 245H204V247H203ZM198 246V247H199ZM255 246V245H254ZM207 249H208V247L210 248V249H212L210 246H208V242H207ZM175 248V247H174ZM188 248H192V246H190V247H188ZM232 248V247H231ZM250 248H251V246H250ZM201 249V248H200ZM199 249V250H200ZM74 249L72 248V246L70 245V244H66L65 243V241H63V240H57L56 242H55V244L53 245V247L51 248V251H50V255H49V258H48V263L49 264H70V262H72V261H68L69 259H67V261H65L66 260V258L67 257H69L70 255H71V252L73 251ZM173 250V249H172ZM175 250H176V252H172L171 254L173 255V256H175V257H173L172 256V261H171V263L173 264V262H175L176 263V261H175V258H177V253H178V255H180V253H179V251L181 250H177V247L175 248ZM174 250V251H175ZM198 250V249H197ZM263 250V249H262ZM182 251V250H181ZM180 251V252H181ZM190 250L188 249V252H189ZM192 251V250H191ZM194 251V250H193ZM235 251V250H234ZM251 252L253 251V250H250ZM256 251H257V249H256ZM123 252H125V255H127L128 256V254H129V252L130 251H128V248H127V246H126V244L124 245V249H123ZM200 252H202L201 250H200ZM218 252V251H217ZM239 252V251H238ZM248 252V251H247ZM173 253H175V254H173ZM184 254H186V251L185 252H183ZM182 253V254H183ZM193 253H195V254H190L191 256V258H192V256L193 255H195V256H197V251H195V252H193ZM214 253L216 254V250H214ZM213 253V254H214ZM245 253V252H244ZM255 253V252H254ZM202 254H205V252L203 253L202 252ZM214 254V255H215ZM221 254V253H220ZM220 254H219V256H220ZM250 254V253H249ZM263 254V253H262ZM188 255H189V253H188ZM201 255V254H200ZM206 255H208V258L207 259H205L204 258V256H203V258H201V256L200 257H198L199 258V260H200V258H201V260H203V263L204 262H207V260L209 259V256L210 257H212L213 258V255L211 256V254L210 253H207ZM205 255V256H206ZM218 255V254H217ZM243 255V254H242ZM259 255V254H258ZM239 256V255H238ZM180 257V256H179ZM189 257V258H190ZM215 257V256H214ZM240 257V256H239ZM174 258V259H173ZM219 258V257H218ZM223 258V257H222ZM258 258V257H257ZM261 258H262V256H261ZM181 259V258H180ZM196 259V258H195ZM211 259V258H210ZM215 259V258H214ZM220 259V258H219ZM218 259V260H219ZM224 259V258H223ZM230 259V258H229ZM241 259V258H240ZM177 260V259H176ZM179 260V259H178ZM177 260V261H178ZM184 260H185V258H184ZM190 260V259H189ZM193 260H194V258H193ZM199 260H197L196 261V263H198V261ZM206 260V261H205ZM212 260V259H211ZM210 260V262H212ZM224 260H226V259H224ZM181 261H183V260H181ZM187 261H188V259H187ZM186 261V262H187ZM209 261V260H208ZM217 261V260H216ZM237 261H238V259H237ZM243 261V260H242ZM214 262V261H213ZM212 262V263H213ZM228 262H229V260H228ZM231 262H232V260H231ZM252 262V261H251ZM250 262V263H251ZM211 263V264H212ZM241 263V262H240ZM245 263V262H244ZM200 264V263H199ZM210 264V263H209ZM236 264V263H235ZM243 264V263H242ZM248 264V263H247Z\"/></svg>",
  "mask_w": 264,
  "mask_h": 264
}]
</instances>
